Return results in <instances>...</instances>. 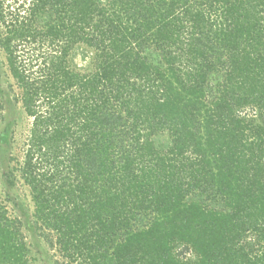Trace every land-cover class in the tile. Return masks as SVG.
<instances>
[{"label": "trees", "instance_id": "16d2710c", "mask_svg": "<svg viewBox=\"0 0 264 264\" xmlns=\"http://www.w3.org/2000/svg\"><path fill=\"white\" fill-rule=\"evenodd\" d=\"M0 48L64 264H264V0H0ZM20 229L0 205V264H29Z\"/></svg>", "mask_w": 264, "mask_h": 264}, {"label": "rangeland", "instance_id": "374dc122", "mask_svg": "<svg viewBox=\"0 0 264 264\" xmlns=\"http://www.w3.org/2000/svg\"><path fill=\"white\" fill-rule=\"evenodd\" d=\"M27 54L26 51L21 56L27 59ZM93 56L92 50L85 45H78L70 52L68 65L77 73L88 74L94 69ZM41 63L42 60L39 61ZM22 92L13 80L6 54L0 48V205L10 218L21 222V234L30 250L29 264H64L60 253L47 243L45 236L48 233H41L34 226L30 189L25 185L20 171L33 122L23 107ZM244 113L253 116L257 110L246 108ZM6 132L8 138L3 142L1 138ZM154 138L163 149H168L171 144L168 133ZM187 257L193 256L188 253Z\"/></svg>", "mask_w": 264, "mask_h": 264}]
</instances>
